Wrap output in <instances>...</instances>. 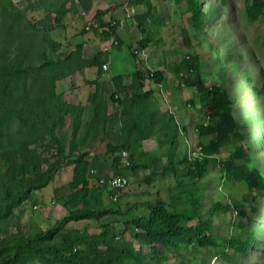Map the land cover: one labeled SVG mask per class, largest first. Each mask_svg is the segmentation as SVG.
Instances as JSON below:
<instances>
[{
    "label": "rangeland",
    "instance_id": "374dc122",
    "mask_svg": "<svg viewBox=\"0 0 264 264\" xmlns=\"http://www.w3.org/2000/svg\"><path fill=\"white\" fill-rule=\"evenodd\" d=\"M188 1L0 0V74L9 72L0 79V262L10 255L9 264H65L16 248L51 229L33 246L80 252L79 264H264V184L250 191L219 171L240 148L236 165L264 175V15L249 23L246 0H199L194 27ZM157 72L161 83L149 80L155 95L136 99L151 89L143 73ZM198 85L221 90L237 125L212 156L197 147L210 139L195 130L208 116ZM122 150L126 168L114 162ZM201 155L208 161L196 181L184 162ZM86 161V185L73 188L74 168ZM118 172L126 184L113 200L106 183ZM246 192L255 208L249 218L211 212L227 200L249 211ZM144 202L181 214L197 204V212L180 222L179 241L139 238L143 231L128 222L148 215L135 207ZM101 208L114 214L63 222L75 210ZM201 220L212 247L186 230ZM239 220L254 233L251 248L221 261L217 252L240 232Z\"/></svg>",
    "mask_w": 264,
    "mask_h": 264
},
{
    "label": "trees",
    "instance_id": "16d2710c",
    "mask_svg": "<svg viewBox=\"0 0 264 264\" xmlns=\"http://www.w3.org/2000/svg\"><path fill=\"white\" fill-rule=\"evenodd\" d=\"M188 8L191 10V19L193 22L194 27L201 23L203 13L201 8V3L199 0H189L188 1ZM245 13L249 23H254L260 16L264 15V0H246L245 4ZM102 11H97L95 17L99 18L102 16ZM111 30V29H110ZM110 30H106L101 34L105 39H109L112 36V33L109 32ZM52 50L58 47L57 44L51 43ZM4 72V71H3ZM145 73V72H144ZM141 76L142 80L148 79L151 82H154L155 85H159L161 83L162 77L161 73H149L147 76L144 74ZM9 75V72L6 71L0 74V79H4ZM139 79V78H137ZM136 79V80H137ZM138 80V84L141 85L142 83ZM0 82H2L0 80ZM140 82V83H139ZM199 92V101L205 104V109L207 111V123H200L195 127L197 135L200 138H210L206 144L198 145L200 150L203 153H206L208 156L214 155L218 152L224 144L229 140V136L231 134L235 135L237 131V125L234 121L232 114L229 111V105L226 103V96L220 93V89L217 87L206 88L202 85H198L197 87ZM141 90V89H140ZM137 91L139 94L136 95V99H140V97H146L148 95L152 96L153 90H148L145 93H141ZM132 102V101H131ZM133 132V131H132ZM132 136V135H131ZM134 141V140H133ZM139 142V141H138ZM111 146V145H109ZM108 147V146H107ZM116 147V146H114ZM125 149V148H124ZM110 151L114 153L116 149L110 148ZM109 151V152H110ZM123 151V152H122ZM121 153L119 152L116 157H114V162L116 165L122 164V153H125L122 150ZM200 151V153L203 155ZM236 155H230V158L222 163V167L220 168L221 175L223 179L227 182H235L243 185L246 189L252 191L257 190L260 191V187L264 184V175L253 167H250L248 164L242 163L241 165H236V159L243 158L244 152L239 148L235 150ZM201 155V157H202ZM195 158L194 160L185 161L186 167V174L189 175L191 178H194L196 181H200L205 176V167L206 161H208L207 157L202 158ZM128 160V166H131L130 157H126ZM201 159V160H200ZM81 159L80 161H82ZM87 160V159H86ZM122 160V161H121ZM88 161L86 162H79L76 165L73 172V182L72 187L76 188L77 186L86 185L85 181V173L86 168L88 167ZM123 168H126L122 166ZM167 168V167H166ZM174 170V168H173ZM164 172H167V169H164ZM122 176L120 173H116L114 176ZM113 177V176H112ZM123 177L127 178L123 175ZM108 188L110 189V194L114 193V190L110 187L109 182L107 183ZM112 190V191H111ZM121 191V190H120ZM119 192V191H118ZM247 193V199L243 197L245 202L250 204L249 211L246 209L243 203L233 202V208L237 210L239 216L249 218V212L255 211V208L251 203H249V197L251 195L250 192ZM23 197V194H20V197ZM137 209H144L148 211V215L138 216L133 218L129 223V225H133L136 229L139 228L143 231L142 234H138L137 237H143V234H147L151 238H156L159 241L168 242L170 239H175L179 241L182 236L185 234V229H183L179 224L182 220H189L192 221L193 216L196 215L197 212V204L193 205L192 211L190 214H181L174 211H167L161 205L154 206L150 202H144L141 205L135 206ZM217 210H225L226 212L232 213L230 207L227 204H220L218 201L214 204L213 209L211 210L212 213H216ZM114 214L111 209L101 208L96 211L93 210H75L74 212L70 213L63 222L68 221H78V220H89V219H101L107 215ZM238 215V214H237ZM248 225L242 224L239 220L237 223V229L240 231L237 235L232 236L230 239L225 241L226 245L225 248L231 250V252L227 251L226 249L222 251H218L217 256L219 259L224 262H230L237 257H242L246 254V252L251 247V238L253 236V232L247 229ZM209 228L207 223L203 220L199 221L198 225L190 226L186 229L188 232L192 234L191 239L196 242L199 246H208L212 247L215 244L210 236L205 235L206 230ZM52 233L51 229L45 230L39 237H28L23 242L16 245V248H38L42 252L52 254L58 261L63 262L65 264H79L77 259L80 255V252L75 251L71 253L69 256L65 255L62 251L53 250L47 247H36L34 241H40L41 239H48ZM183 242V241H182ZM79 242H75L74 244H78ZM187 244V242H186ZM188 245V244H187ZM179 246V245H177ZM184 247V246H183ZM183 247H176L173 246V249L178 250V248ZM10 255L6 257L5 260L1 261L0 264H9L11 262Z\"/></svg>",
    "mask_w": 264,
    "mask_h": 264
},
{
    "label": "built area",
    "instance_id": "2783aa9c",
    "mask_svg": "<svg viewBox=\"0 0 264 264\" xmlns=\"http://www.w3.org/2000/svg\"><path fill=\"white\" fill-rule=\"evenodd\" d=\"M122 160H123V162H122V166H124V167H126V166H128V160H127V154L126 153H122ZM109 184H110V187L112 188V190H114V193L115 192H117L118 190H121V188L124 186V184H126V178L125 177H123V176H113V177H111L110 179H109ZM100 183H102V181H100ZM106 185H107V183H106ZM111 190V191H112ZM111 195H112V193H111ZM113 196V200H115L116 199V194H113L112 195Z\"/></svg>",
    "mask_w": 264,
    "mask_h": 264
},
{
    "label": "clouds",
    "instance_id": "9594fccd",
    "mask_svg": "<svg viewBox=\"0 0 264 264\" xmlns=\"http://www.w3.org/2000/svg\"><path fill=\"white\" fill-rule=\"evenodd\" d=\"M197 147H198L199 150H200V147H199V146H197ZM193 153H194V154H198V153H200V151H196V152H195V150H194ZM200 154H201V153H200ZM194 159H195V158H194ZM194 159H192V160H194ZM189 160H191V159H189ZM232 203H233V202H232ZM232 203H230L229 200H227V201L224 202V204H227V205L230 207L232 213L234 214V212L236 213L237 211L233 208ZM250 248H251V247H250ZM250 248H249V249H250ZM247 252H248V251H247ZM247 252H246L245 256L248 254Z\"/></svg>",
    "mask_w": 264,
    "mask_h": 264
},
{
    "label": "crops",
    "instance_id": "0c3cea01",
    "mask_svg": "<svg viewBox=\"0 0 264 264\" xmlns=\"http://www.w3.org/2000/svg\"><path fill=\"white\" fill-rule=\"evenodd\" d=\"M151 82L149 81V80H146L145 82H144V86L146 87V86H149L150 88H151ZM150 90H152V88L150 89ZM155 95V91H154V93H153V95L152 96H154ZM113 131H111V133H112ZM107 137H108V139H109V142H110V136H108L107 135Z\"/></svg>",
    "mask_w": 264,
    "mask_h": 264
}]
</instances>
